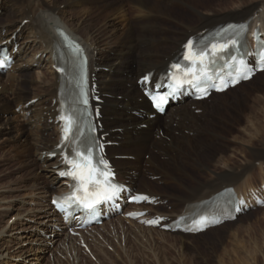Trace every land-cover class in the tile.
Instances as JSON below:
<instances>
[{
	"label": "bare ground",
	"instance_id": "6f19581e",
	"mask_svg": "<svg viewBox=\"0 0 264 264\" xmlns=\"http://www.w3.org/2000/svg\"><path fill=\"white\" fill-rule=\"evenodd\" d=\"M58 1L0 0V47L11 44L10 52L15 57L11 69L0 73V87L2 86L1 89H3L0 92V134H4L6 131V135H11V131H16L15 137L17 138L25 133L26 127L24 125L17 127L12 125L15 116L23 118L30 125L33 124L31 126L36 129L37 137H34L37 139L33 148H28V150L33 149L36 161L41 165L48 164L45 167L41 166L45 178L41 191L33 192L31 195L36 201L29 202L28 206L22 209V212V207H18L19 205H16L18 208L14 205H4L7 202L0 200V218L12 214L13 219H16L15 223L10 226L12 221L10 216L11 220H8L7 226H2L3 228L0 230L1 239L8 229H12L11 238L6 240V248L0 246V264H42L47 258L50 259V255L57 247H64V250H67L66 247L72 241L77 238L83 239L86 234L84 230H76L83 223L81 220L77 219L71 223L63 222L51 203L53 195L61 196L69 192L72 180L65 175H61L62 172L67 171L64 156L70 153V147H66L61 141V122L58 120L60 105L58 88L60 81L54 69L57 63L55 58V46L58 43L57 28L67 30L73 38L79 40L87 49L90 56L92 85L102 101L100 103L102 107L100 122L103 126L101 134L105 136V142L112 143V146L107 148L109 157L115 165L124 167L118 169L117 180L129 189L135 188V183L138 182L137 174L134 172V174H130L125 168L130 163L129 158L133 156V153L137 156L138 164L142 165L151 163L155 158V151H162L163 148H169L174 151V154L179 153L188 159L192 156L197 158L202 154L200 151L205 148V144L202 142L206 138L211 142H218L214 146L215 151H213L215 153H220L223 149L218 139L219 134L208 129L203 122L214 113V107L208 108L209 106L204 104L210 101L215 94L210 95L207 100L197 103L199 104L200 114H196L192 110L195 104L185 97L182 101H176V104L167 110L166 114L169 116L162 117L151 109L150 103L143 96L144 84H140L139 79L145 73H152L153 78L157 80L160 73L166 71L170 61L183 51V45L188 39L198 36L202 31L212 29L219 24L227 22L241 23L251 20L249 25L251 31L253 33L257 32L260 38L264 40V0L258 2L240 0L241 9L235 10L230 16L224 17L219 15L220 13L210 10L212 12L210 16L198 14L200 24L197 26L188 27L187 24H182L187 27L183 38L175 41V47L161 58L159 64H156L159 59L154 64L157 52L162 49L164 44H166V47L169 41L166 37H163L161 44H158V46L155 41L158 37L149 36V33L151 35L156 33V25L161 21L159 12H169L170 9L167 6L169 4H173L174 10L186 6L189 9L198 11L194 5L196 2H187L186 0H64L58 3ZM61 5H68V8L73 10L70 18L76 22L70 21V18L67 19V11L62 12L60 10ZM74 7L77 9L75 10ZM103 13H107V17L104 21V27L100 30L84 26V22L80 21L83 15L99 17ZM110 17L118 20V27L114 22H107ZM4 18L5 22H3ZM103 31L108 32L105 33L107 34L106 38H103L106 39L105 43L101 40ZM134 34L136 35L135 40H132V44H130L129 40L134 38ZM22 37L25 38L20 41ZM251 42V39H248L242 46L243 52L248 53L251 51L249 59L253 58ZM15 48H17L16 53ZM28 54H32V56L29 60L24 61ZM35 66L39 68L37 71L34 70ZM40 68L46 69V72L40 71ZM263 74L264 72L256 76ZM254 80L253 77L247 84H252ZM243 85L239 84L233 90H237ZM32 90H36L38 93L30 97V91ZM233 90L228 89L226 92L216 95L226 97ZM247 99L237 97L236 103H248ZM33 100H36V103L27 107L26 104ZM231 105L233 104H228L230 107ZM199 117H202V119H199ZM173 123H176V126ZM191 134L194 136L191 137ZM176 143H178V146H176ZM18 144L20 145V142ZM14 146L16 145L14 144ZM135 148L138 149L136 152L134 151ZM121 149L125 153H117L121 152ZM169 149L167 150L169 151ZM226 149L229 148L226 146ZM53 155L55 160L50 161V157ZM253 158L264 160V151H254ZM156 160L162 165L169 164V162L164 163L165 161H161L160 158H156ZM199 160H196V164L203 167L204 162L202 163ZM174 162L177 166H181L176 158H174ZM257 163L261 165L260 162ZM247 169L243 166L219 171L221 174L212 180L197 182V186L191 189L183 188L188 192L187 198L189 199H184L183 196H170V198L176 199L180 206L182 205V208H178L181 210L174 214L175 212L172 210L168 212L164 210L165 207H162L161 213H156V217H164L166 219L164 224H166L172 215L177 217L184 211H193L194 208H191L190 205L208 200L225 188L234 187L239 182L238 180L248 172ZM188 177L196 181L195 176L188 174ZM148 182L152 183L151 181ZM161 182L164 183L162 178L156 181L155 184ZM249 188L242 184L235 189L240 203L241 200L246 199ZM136 193L144 192L136 191ZM48 196L49 201L47 200ZM164 203L165 200L161 199L160 204L164 205ZM149 209L152 210L153 208ZM149 209L145 206L134 205L127 212ZM107 210L108 207L106 206L101 208V211L111 214L107 224L117 218H120L122 222L123 218L118 217L116 211ZM149 218H152V216L143 219L148 220ZM129 222L134 224V221ZM89 228L96 229L95 226ZM142 229L152 232V229L146 230L143 227ZM73 231L77 232L79 237L71 236ZM210 231L211 229L206 230L204 234ZM151 232L145 234V236L153 240ZM170 235L171 233L166 231L158 232L161 239ZM181 238L182 241L179 243L183 250L186 247V237L181 235Z\"/></svg>",
	"mask_w": 264,
	"mask_h": 264
},
{
	"label": "rangeland",
	"instance_id": "374dc122",
	"mask_svg": "<svg viewBox=\"0 0 264 264\" xmlns=\"http://www.w3.org/2000/svg\"><path fill=\"white\" fill-rule=\"evenodd\" d=\"M63 1L64 0H59L58 3ZM186 1L196 2L194 5L198 11L189 9L186 6L174 10L173 4H169L167 6L170 9V13L159 12L161 14V21L156 25L155 35L149 33V36L158 37L155 39L157 45L161 44L163 37H166L169 41L166 47V44H164L162 49L157 52L154 64L158 59L159 61L156 64H159L161 58L175 47V41L183 38L187 27L182 24L185 23L188 27L197 26L200 24L198 15L200 13L210 16L212 14L210 10H214L220 13L219 15L226 17L242 7L240 0ZM258 1L262 0H254L253 2ZM68 7V5L60 6L62 12L67 11V19L70 18L71 12L73 11ZM74 9L76 10L77 8L74 7ZM106 14L107 13H103L99 17L94 15L87 17L83 15L80 21L84 22V26L100 30L104 27V21L107 17ZM70 21H72L71 18ZM3 22H5V18ZM72 22L76 21L73 20ZM107 22H114L116 27L119 25L118 20H114L112 17L108 18ZM133 31L135 32L134 27ZM102 33L101 40L105 43L106 39L103 38H106L107 34L105 33L108 32L103 31ZM135 36L134 34V38L129 40L130 44H132V40H135ZM24 38L25 37H22L20 41ZM9 47L11 49L12 45L10 44ZM31 56L32 54H28L24 61L29 60ZM34 68L35 71L39 69L37 66ZM40 69V71L46 72V69ZM253 83L244 84L241 88L227 94L226 97L215 95L210 101L204 104L205 106H209L208 108L214 107V113L209 117L210 120L206 119L203 122L208 129L219 134L218 139L223 148L222 152H220L221 154L214 152V146L217 145L218 142H211L206 138L202 142L205 144L204 150L200 151L202 154L197 158L192 156L193 159L185 158L179 153L174 154V151L169 148H163V150L159 152L155 151L154 160L148 164L139 165L135 153H133V156H130L133 161L129 158L130 163L128 166H125V168L130 174L134 172L138 176V182L135 183L136 187L132 189V192L143 191L150 196L154 195L153 197L155 198L165 200L164 205L157 202L147 207L148 209L153 208L152 210H148L151 215L155 216L156 213H161L160 210L162 207H165V211L170 212L172 210L175 212L174 214H176L179 212L178 210H181L178 208H182V205L180 206L179 202L174 198H170V196H183L185 197L184 199H186L188 197V192L183 188L191 189L197 186V182L212 180L221 174L220 172L230 170V168L243 166L248 168V172L238 180L239 182L235 184V188L243 184L246 188L251 187L248 189L249 191L250 189L258 188L264 183V160L253 158L254 151H264V74L256 76ZM1 87L0 92L3 90ZM37 93L38 91L36 90L30 91V97H33ZM237 97L248 98V103L237 104ZM35 103L36 100H33L28 102L26 106H33ZM230 103L233 104L231 107L228 106ZM198 105L199 104L195 103L192 107V110L196 112V114H200L197 113L199 112ZM16 110H18V108H16ZM164 116L167 117L169 115L166 114ZM15 117L12 121V125L14 127L24 125L26 131L17 138L15 137L16 131L10 132L12 136L6 135V131L4 134H0V200L7 202L4 205H14L16 208L22 207V212V209L26 208L29 202L32 200L36 201L31 195L33 192L36 193L41 191V186L45 181L43 176L44 170L41 169V166L45 167V165L47 166L48 164L41 165L36 161V155L33 149L28 150V148H33L37 139L35 138L37 137V133H35L36 129L31 126L33 124L30 125L26 123L23 118ZM199 119H202V117H199ZM173 124L176 126V123ZM190 136L192 137L194 135L191 134ZM19 142L20 145L18 144ZM14 144L16 146H14ZM176 146H178V143H176ZM226 146L229 149H226ZM167 149H169V151ZM136 150L138 149L135 148L134 151L136 152ZM117 153H125V151L122 150ZM210 155L212 158L209 157ZM156 158L165 161L164 163L169 162V164H163V166L159 164ZM174 158L178 160L181 166L176 165ZM198 159H200L199 161L202 163H205H203V167L196 164V160ZM208 159L210 160L208 161ZM54 160L55 157L51 156L50 161ZM257 162L263 165L262 168ZM115 166L117 171L120 168H124L122 165ZM188 174L195 176L196 181L188 177ZM161 178L164 180V183L155 184V182ZM245 179L247 182L244 181ZM11 199L12 201H10ZM47 200L49 201V196ZM16 205L19 206L17 207ZM10 216L12 219L10 226H12L16 219H13L12 214H10ZM10 216H2L0 218V230L7 226L8 220H11ZM175 216L176 215H172L171 219H174ZM121 218H123L122 222L120 218L108 224V221L103 220L106 223H104L105 225H95L96 229H84L86 234L83 239H79L77 238L79 236L74 235L73 237L77 239L71 242L72 245L70 243L66 247L67 250H64V247H57L53 254L50 255V259L47 258L42 264H264V208L249 209L245 213L240 214L236 220L212 228L211 231L206 234L191 235L167 232L171 233L173 236H164L163 239L158 236V232L162 231L161 229L145 228L138 222H133L134 224H131L124 217L121 216ZM142 227L146 230L152 229V232L145 231ZM149 232H151L154 238L153 240H150L149 237L146 238L145 234ZM11 233L12 229L10 228L0 239L1 247L6 248V240L11 238ZM181 235L186 237V247L183 250L180 247L182 241Z\"/></svg>",
	"mask_w": 264,
	"mask_h": 264
},
{
	"label": "snow or ice",
	"instance_id": "6c2138e0",
	"mask_svg": "<svg viewBox=\"0 0 264 264\" xmlns=\"http://www.w3.org/2000/svg\"><path fill=\"white\" fill-rule=\"evenodd\" d=\"M235 31V29H233ZM237 45L236 39H231L224 43H213L210 46L201 47L198 43L189 40L185 45V53L182 57L190 65L187 68L182 67L179 63L173 65L176 72L182 73L184 77H190L188 83L199 82L202 78H206L208 74L209 64L212 60L219 56V54L226 52L229 47ZM5 66L4 61L0 60V68ZM264 70V67L261 68ZM253 73L245 71L242 76H236L232 84L240 82V79H250ZM175 79V77H174ZM181 85V81H176V86L173 91ZM227 85H221L217 90L223 91ZM81 95H84L81 91ZM165 98L160 97L157 101L156 107H161ZM82 103L87 105V98L82 100ZM75 110L67 114L61 115L60 119L63 122L62 139L65 145L72 146V154L65 155L64 161L68 164L69 170L62 172L61 175L71 177L76 183L73 185L74 192L72 196L65 199L72 202H79L85 207L91 208L100 200H108L117 195L120 191L119 187L113 183L114 173L111 172L110 167L104 161L103 157L94 153L93 148H101V146L92 138L89 141L82 142L79 137L83 136V131L80 128V121ZM95 131V127L90 129ZM147 197H138L137 202L147 200ZM207 218H202L196 222L194 228L188 229L189 231L204 230L206 225L214 223Z\"/></svg>",
	"mask_w": 264,
	"mask_h": 264
}]
</instances>
